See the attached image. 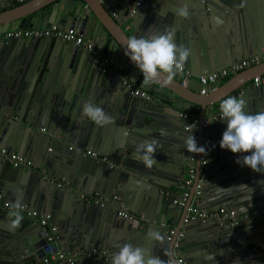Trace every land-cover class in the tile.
Masks as SVG:
<instances>
[{"label":"water","instance_id":"water-1","mask_svg":"<svg viewBox=\"0 0 264 264\" xmlns=\"http://www.w3.org/2000/svg\"><path fill=\"white\" fill-rule=\"evenodd\" d=\"M6 1L13 0H0V4ZM97 1L106 13L119 8L120 17L131 5L130 0ZM234 1L143 0L132 23L143 36L175 29L177 45L191 50L185 68L193 79L184 90L198 94L203 87L195 78L264 52V38L249 51L231 58L225 56V61L205 50L206 17L214 9L215 14L224 13L234 20ZM260 1L264 15V0ZM185 3L189 16L178 17L176 9ZM241 4L237 6L238 14L243 11ZM2 18L0 15V33L73 28L86 40L95 42L96 48L108 56L112 68L104 67L73 42L0 40V146L34 161L30 168H13L0 156V194L12 206L24 204L40 215H49V224L55 227L50 231L48 226L23 218L20 227L13 231L9 216L0 211V264L38 263L49 247L54 251L104 249L115 253L125 244L114 242L112 235L117 228L141 243L133 246L148 249L166 264L173 261V243L180 233L181 256L186 264H264V173L237 163L250 153L234 154L221 149L225 120L216 118L207 129L203 153L207 165L203 173L209 183L205 188L210 187L212 192H200L198 207L209 209L207 212L221 208L232 211L236 224L230 220L222 224L183 223L186 209L178 205L183 199L178 188L191 163V153L184 144L191 134L184 128L192 117L188 113L198 109L201 123L217 116L220 102L230 96L242 98L249 114L264 111V85H247L264 70V62L229 78L215 90L207 87V95L215 92L209 97L193 98L168 83L152 87L142 81L140 89L152 96L148 102L131 96L123 84V74L140 70L125 55V48L107 28L93 0L22 5L7 11ZM177 75L174 81L179 80L180 84L182 73ZM128 83L135 81L129 79ZM89 101L101 107L114 123L99 127L82 117V107ZM152 139L158 141L159 147L154 154L157 164L149 169L132 157L141 143ZM60 180L70 187L58 188ZM112 196L118 200L111 207L94 202L96 198L109 200ZM189 203V199L185 201L186 205ZM120 204L132 219L119 216ZM169 228L173 230L171 236ZM150 230H159L165 240L149 239ZM191 231L192 237L188 234ZM49 235H53L52 241H48Z\"/></svg>","mask_w":264,"mask_h":264},{"label":"built area","instance_id":"built-area-1","mask_svg":"<svg viewBox=\"0 0 264 264\" xmlns=\"http://www.w3.org/2000/svg\"><path fill=\"white\" fill-rule=\"evenodd\" d=\"M29 0H13L6 1L0 4V8H7L16 3H25ZM204 2L205 0H200ZM131 5L129 11L121 17L122 26L125 32H129V36H136L137 38L142 37L141 33L133 27L132 18L136 14L137 9L142 5L143 0H130ZM113 17H117L116 13L112 14ZM20 39V38H30V39H50V40H60L62 42H73L75 45L81 46L84 51L89 52L94 59L98 60L104 67L112 68L111 61L102 54L97 48L95 43L86 40L83 35L79 34L75 29L69 28L65 30L56 29L54 27L46 29V28H31V29H18L14 31H8L5 33H0V40L6 39ZM264 62V52L260 55H255L245 60L239 61L237 63L222 67L211 74H207L204 76H199L195 78L197 82L203 87V89L199 92L201 95L206 94V88L211 87V90H215L218 86V83L221 80L228 79L232 76L239 74L240 72L249 69L255 65ZM182 73V84L189 83L193 76L184 66ZM122 82L129 88V94L131 96H138L143 98L146 101H151L152 96L145 91L133 87L128 83V80L125 77H122ZM264 85V74L257 75L252 78L251 86L252 87H260ZM216 118H221V113L217 116H213L211 118L203 119L201 123L195 118H189V125L184 127L185 130L190 131L191 134L195 137L196 143L198 147H204L207 142V129L212 120H216ZM230 153H232L230 151ZM91 157L104 161V158H98L94 154L86 153ZM0 156L5 157L10 166L13 168H30L32 166V162L18 155L15 152H8L2 146H0ZM190 164L188 169L186 170V176L178 190L183 195V199L178 203L180 207H185L186 213L183 219V223L195 222V221H213L219 224H222L225 221H231L232 225H235L237 222V217L232 211H227L223 208L214 211V212H205L201 211L198 207L200 200V192L202 186L204 184L205 175L203 173L206 168V160L201 154H190ZM197 162V163H196ZM197 164V165H196ZM199 176L197 177V173ZM197 177V179H196ZM62 186L70 187V184L60 180L57 184V187L60 188ZM193 188L192 190H190ZM193 191V192H192ZM190 200L189 205L185 204V201ZM118 200L117 196H112L111 199H99L96 198L94 202L99 203L101 207H111ZM13 210V206L8 202L2 199V195L0 194V211L6 213L8 216L10 212ZM19 211L24 218H27L31 221H37L42 226H48L50 231H54V228L49 224V215H40L35 211L29 210L25 205H19ZM119 216L123 219H132V215L127 211V209L120 204L119 205ZM141 219H143L141 217ZM168 227V226H167ZM168 233L171 236L173 234V230L171 228L168 229ZM182 234H178L176 241L173 243V259H175L176 264H186L183 257L181 256L180 250V236ZM171 237H169L170 240ZM54 239L53 235L48 236V241H52ZM114 252L109 250H93L91 252H86L84 250L78 251H66V250H52L50 247L45 250L44 257L38 263L34 264H57V263H67V264H77L80 262H85L89 264H111V258ZM172 264V263H169Z\"/></svg>","mask_w":264,"mask_h":264},{"label":"clouds","instance_id":"clouds-1","mask_svg":"<svg viewBox=\"0 0 264 264\" xmlns=\"http://www.w3.org/2000/svg\"><path fill=\"white\" fill-rule=\"evenodd\" d=\"M176 15L188 18V5L185 3L176 9ZM214 20L217 25L224 23L218 16ZM190 54L189 48L177 45L175 42V29L163 34L139 38L132 36L128 39L125 48V55L143 74L145 86L162 82L171 83L178 73L183 72ZM219 107L221 119L227 123V128L220 140L221 149L230 150L234 154L250 153L243 155L242 160L238 159L237 163L249 167L254 172L264 173V111L249 114L245 111L246 102L242 98L231 96L223 99ZM81 115L99 127L114 123L110 115L91 101L83 105ZM184 144L189 153L206 152L204 147L197 146L192 134L186 137ZM158 147L159 143L155 139L145 141L136 148L132 158L150 169L157 164L154 154ZM22 220L19 205H14L9 214L10 230L18 229ZM148 238L158 242L165 240L159 230H150ZM111 264H166V261L152 254L148 249L125 243L118 252L113 253ZM172 264H176L175 259Z\"/></svg>","mask_w":264,"mask_h":264},{"label":"crops","instance_id":"crops-1","mask_svg":"<svg viewBox=\"0 0 264 264\" xmlns=\"http://www.w3.org/2000/svg\"><path fill=\"white\" fill-rule=\"evenodd\" d=\"M49 1L50 0H29L28 2H25V3H16V4H13V5L7 7V8H1V12H0L1 14L0 15L3 16L2 19H5L7 11H10L16 7H19L22 5L28 6L30 4L33 7H37L39 5L46 4ZM93 1L95 2L96 8L98 9V13H99L100 17L104 20L107 28L113 33V35L116 38H118L121 45H123V47L126 48L127 41L130 38V36H129V32H125L123 30V26H122L123 22H122L121 17L119 16V14L121 13V10L119 8L110 9V10H108L109 13H106L105 10L102 8V6L99 5V2L97 0H93ZM240 2L242 3L241 6H242L243 11L238 14L237 11L239 8L237 6L239 5ZM240 2L238 0H235L233 2V4L235 3V6H236L235 19L234 20L227 17L224 13H218L217 12L215 14L214 9H213V12L210 14V16L206 17L205 24H204L205 36L207 37V40H206L207 43L205 46V50L209 54H211L213 57L220 58V59L224 60L225 56H227L228 58H231L233 55L237 56L238 52H242L244 50L249 51V50L253 49V47L257 43H260L264 38V15H263L262 11H260V8H259V3H261V1L260 0H242ZM246 3H248V9L246 8L247 7ZM2 13H4V14H2ZM113 13H116L117 17H113L112 16ZM217 16L220 17L224 21L223 24L217 25L215 23L214 18ZM139 20H140L139 24L142 25L143 19L140 18ZM139 31L141 32V30H139ZM141 35H142V33H141ZM145 35L147 36V34H145ZM93 43H95V42H93ZM199 51H200V49H199ZM103 54L106 56L105 53H103ZM106 57L108 58V56H106ZM198 60L199 59L195 58V55H194L195 63H197ZM263 73H264V70H261V71H259V73L257 75H262ZM122 76L125 77L127 80L132 79L133 81H135L134 84L130 83L131 86L137 87L139 89L142 86L141 84L143 81V74L140 71H133V74H131V75L123 74ZM232 77H234V76H232ZM232 77H230V78H232ZM177 78H178V75H177ZM228 79L221 80L218 83L217 87L222 86L224 83H226L228 81ZM177 82H179V80H176V82L173 80L171 83H168V86H171L172 89H174V90H182L184 94H186L188 96H193V98H195V97H199V98L209 97L215 93V92H212V93H210V95H207V94L201 95L199 92H198V94L197 93L190 94L189 92L184 90V86L186 84H182L181 81H180V84H178ZM151 85H152V87L158 86V84H156V83L151 84ZM247 85L251 86V80L248 82ZM193 87H195V86H193ZM188 114L192 117H195L199 121L200 114H199L198 109L197 110H191L190 113H188ZM30 161L33 162V164H34V161H32V160H30ZM195 173H197V175H198V172H195ZM204 181L205 182L202 186L201 193L203 192L204 194H210L212 192V189L210 187L205 188V186L208 185L209 183L206 181V179ZM192 189L193 188H191L190 190H192ZM178 193H180L179 190H178ZM5 201H8V200H5ZM8 202L10 203V201H8ZM21 205H24V204H21ZM27 208L31 211H34V209L33 210L31 209L32 207L31 208L27 207ZM200 210L207 212L209 209H204V208L201 209L200 208ZM35 212H37V211H35ZM53 228L55 230V227H53ZM192 232L194 233V231L188 232V234L191 235L190 237H192V234H193ZM181 234H183V233H181ZM112 236H113L114 242L117 245H121L122 243L123 244L124 243H128V244L130 243L132 245H134L135 243L136 244L140 243L139 241L135 240L133 235H131L130 233H125V231L123 232V230L120 228H117L113 232ZM182 239H183V236L181 235L180 240H182Z\"/></svg>","mask_w":264,"mask_h":264}]
</instances>
